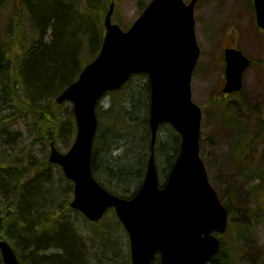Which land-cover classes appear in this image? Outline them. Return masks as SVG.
<instances>
[{
  "label": "water",
  "instance_id": "obj_1",
  "mask_svg": "<svg viewBox=\"0 0 264 264\" xmlns=\"http://www.w3.org/2000/svg\"><path fill=\"white\" fill-rule=\"evenodd\" d=\"M202 0H152L130 30L113 24L114 5L105 19L106 34L97 58L58 98L74 105L77 136L62 154L54 145L49 162L63 168L74 183L71 207L97 222L111 208L130 236L132 264H206L218 255L213 233L227 230L228 211L211 186L200 156L201 109L192 101L191 82L200 58L195 34V7ZM257 23L264 31V0H254ZM223 92L242 89L250 61L228 50ZM133 74H146L151 88L149 126L151 157L145 180L132 199L107 191L93 176L92 153L98 128L96 107L108 91L120 89ZM171 124L181 135L180 153L167 183L160 188L155 163L159 127ZM5 264H20L4 240Z\"/></svg>",
  "mask_w": 264,
  "mask_h": 264
},
{
  "label": "trees",
  "instance_id": "obj_2",
  "mask_svg": "<svg viewBox=\"0 0 264 264\" xmlns=\"http://www.w3.org/2000/svg\"><path fill=\"white\" fill-rule=\"evenodd\" d=\"M9 1L0 0V4ZM21 2L33 27L40 33V39L24 57L15 54V45L0 42V102L12 101L18 109L11 116L4 115L0 127L15 116L25 115L27 110L33 116V127L46 143L56 142L58 134L68 132L69 148L76 135L75 118L72 112L66 114L67 118L63 117L54 99L77 80L85 66L86 52L94 57L99 53L104 37V17L112 0ZM140 6L144 8L142 3ZM130 83L120 91L110 93L108 105L98 108L99 129L92 157L97 180L124 198L134 196L143 183L151 139L149 84L146 83L148 93L145 95V92L132 91ZM44 100L48 101L49 108L43 109L39 105ZM163 128L169 130L170 138L164 142L159 136L156 159L163 158L169 166L167 172H170L178 157L181 140L173 128ZM260 133L264 134V123L249 136L248 148L253 146ZM1 158L0 154V236H3L2 230L7 231L4 237L20 262L89 264L90 255L84 249L83 239L80 240L71 225H61L63 220L59 211L74 212L69 206L73 184L64 177L61 169L58 167L62 189L57 190L55 178L48 172L53 167L48 163V155L42 161L43 169L39 167L34 175L27 177L20 171L5 169ZM226 207L232 214L229 205ZM125 264H130V258ZM208 264H238L236 253L223 242L219 255Z\"/></svg>",
  "mask_w": 264,
  "mask_h": 264
},
{
  "label": "rangeland",
  "instance_id": "obj_3",
  "mask_svg": "<svg viewBox=\"0 0 264 264\" xmlns=\"http://www.w3.org/2000/svg\"><path fill=\"white\" fill-rule=\"evenodd\" d=\"M112 1L116 3L115 23L127 30L141 14L140 3L147 4L150 0ZM184 1L189 3L190 0ZM196 21L201 58L193 75L192 93L194 102L203 110L201 156L220 201L232 209L222 242L235 251L238 264H264V134L260 133L251 148L247 146L249 136L264 123V35L257 27L250 0H205L196 7ZM38 38L21 0L0 5L1 43L15 45V54L24 57ZM232 45H236L252 65L244 73L241 94L224 97L220 95L225 81L221 54ZM93 59L94 56L86 52L83 63ZM147 82L146 77L136 76L130 89L147 95ZM110 99L111 96L105 98L102 105L106 106ZM48 104L44 100L39 105L44 109L49 108ZM72 108L66 103L58 112L67 118ZM17 110L12 101L0 102V119ZM24 114L0 127V143L4 145L0 146L3 147L0 154L5 169L20 171L27 177L34 175L39 167L43 169L42 161L49 154L50 143L33 127L32 114L27 110ZM169 134V130L162 128L160 139L169 140ZM67 137L68 132L56 136L62 152L68 150ZM157 165L161 183H164L169 175L168 163L158 158ZM48 172L55 178L57 190H61L59 168L53 166ZM58 214L63 220L61 225H71L80 240L83 239L84 249L90 255L89 264L127 262L129 238L113 212L96 224L86 221L76 211L62 209ZM2 231L3 236L7 234Z\"/></svg>",
  "mask_w": 264,
  "mask_h": 264
},
{
  "label": "bare ground",
  "instance_id": "obj_4",
  "mask_svg": "<svg viewBox=\"0 0 264 264\" xmlns=\"http://www.w3.org/2000/svg\"><path fill=\"white\" fill-rule=\"evenodd\" d=\"M3 102H7V101H1V103H3Z\"/></svg>",
  "mask_w": 264,
  "mask_h": 264
},
{
  "label": "flooded vegetation",
  "instance_id": "obj_5",
  "mask_svg": "<svg viewBox=\"0 0 264 264\" xmlns=\"http://www.w3.org/2000/svg\"><path fill=\"white\" fill-rule=\"evenodd\" d=\"M229 48H234V47H231V46H230ZM227 49H228V48H227Z\"/></svg>",
  "mask_w": 264,
  "mask_h": 264
}]
</instances>
